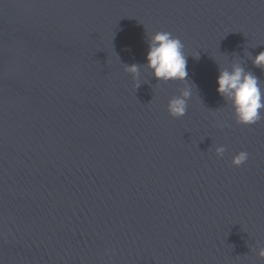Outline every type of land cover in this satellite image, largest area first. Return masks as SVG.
<instances>
[{"label": "water", "instance_id": "95a60500", "mask_svg": "<svg viewBox=\"0 0 264 264\" xmlns=\"http://www.w3.org/2000/svg\"><path fill=\"white\" fill-rule=\"evenodd\" d=\"M156 31L189 82L124 70ZM260 51L264 0H0V264H264V114L216 91Z\"/></svg>", "mask_w": 264, "mask_h": 264}, {"label": "clouds", "instance_id": "9594fccd", "mask_svg": "<svg viewBox=\"0 0 264 264\" xmlns=\"http://www.w3.org/2000/svg\"><path fill=\"white\" fill-rule=\"evenodd\" d=\"M147 45L145 64L125 65L124 70L136 81V87L141 83V66L150 70L151 75L159 81L189 82L187 55L180 38L168 31H156L148 35ZM252 62L255 67L264 69V51L252 57ZM193 84H187L179 95L168 101L167 110L171 116L182 117L186 114ZM216 84V91L230 104L237 123L251 125L261 119L264 114V85L252 71L245 70L239 62L232 63L231 67L220 69ZM215 152L217 156H223L225 147L219 145ZM248 155V152L243 150L237 152L232 157V164L239 167L247 161ZM258 255L264 257V247H260Z\"/></svg>", "mask_w": 264, "mask_h": 264}]
</instances>
